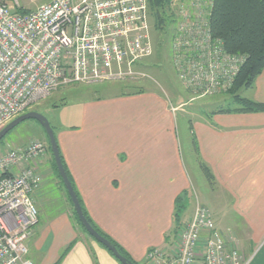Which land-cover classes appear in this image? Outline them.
I'll return each instance as SVG.
<instances>
[{
	"label": "crops",
	"instance_id": "0c3cea01",
	"mask_svg": "<svg viewBox=\"0 0 264 264\" xmlns=\"http://www.w3.org/2000/svg\"><path fill=\"white\" fill-rule=\"evenodd\" d=\"M243 94L264 103V71ZM174 108L154 91L94 96L80 105L79 123L56 135L90 217L142 264L150 249L169 247L177 197L187 191L192 200ZM213 111L194 121L191 132L215 181L234 197L240 219L230 217L234 232H226L236 237L250 264H264V112ZM38 172L42 183L34 197L39 223L29 238L27 257L34 264H120L74 221L49 149Z\"/></svg>",
	"mask_w": 264,
	"mask_h": 264
},
{
	"label": "built area",
	"instance_id": "2783aa9c",
	"mask_svg": "<svg viewBox=\"0 0 264 264\" xmlns=\"http://www.w3.org/2000/svg\"><path fill=\"white\" fill-rule=\"evenodd\" d=\"M41 1H45L39 4ZM210 0L176 7L172 56L179 80L200 97L229 92L242 58L227 53L209 29ZM148 0H0V131L29 106L64 86L128 81L154 55ZM48 145L33 140L0 149V264H34L28 241L39 223L35 193ZM233 234L216 229L197 203L169 247L146 264H250Z\"/></svg>",
	"mask_w": 264,
	"mask_h": 264
},
{
	"label": "rangeland",
	"instance_id": "374dc122",
	"mask_svg": "<svg viewBox=\"0 0 264 264\" xmlns=\"http://www.w3.org/2000/svg\"><path fill=\"white\" fill-rule=\"evenodd\" d=\"M181 1L184 0H177L175 5H178ZM44 2L41 1L39 4ZM147 22L155 52L151 58L144 61L139 71L146 73L148 76L128 81L64 86L53 92L49 97L32 104L20 115L31 111L44 115L50 121L55 135H57L61 128L67 127L72 123H79L80 105L88 98L120 95L125 86H136L144 91L161 93L167 98L171 106L176 109V124L182 155L192 184V200H189V204L183 212L181 222L184 223V220L188 216L191 218L195 205L200 203L210 211L213 220L217 221L216 229L221 233L230 235L232 234L231 232H234L233 228H231L234 218L232 220H229V218H238V212L233 208L234 197L223 191L217 181L211 182L206 177L197 158L190 127L200 117L210 115L215 108L234 106L228 99L231 95L227 94L228 92H223L218 95L200 97L197 94L189 92L179 80L173 64L172 44L175 37L176 25H169L166 32L160 31L156 28V22L151 14H148ZM38 138H43V141ZM31 140H39L48 145V138L44 128L35 120H27L12 130L0 142V149L7 150ZM57 206H60V204L58 203ZM223 210L228 212H223ZM217 223H219V226ZM228 228H231L230 230L232 231L226 232L229 230ZM83 233L93 241L89 234ZM172 238L169 246L173 242ZM238 246L246 256L239 242Z\"/></svg>",
	"mask_w": 264,
	"mask_h": 264
},
{
	"label": "trees",
	"instance_id": "16d2710c",
	"mask_svg": "<svg viewBox=\"0 0 264 264\" xmlns=\"http://www.w3.org/2000/svg\"><path fill=\"white\" fill-rule=\"evenodd\" d=\"M177 0H148V14L154 17L156 28L160 31L167 30L169 25L177 24V15L175 2ZM211 7L209 10V29L214 40L219 41L223 49L236 57L242 58L243 62L239 73L236 77L232 89L227 93L231 95L228 99L234 104L231 107L216 108L212 114L216 113H261L264 112V103L256 102L244 96L243 92L252 89L255 86L257 78L264 71V0H210ZM155 52V48H154ZM143 65V64H142ZM189 91V90H188ZM145 92L136 86H125L121 95H134ZM190 92V91H189ZM38 123V122H37ZM192 130V126L190 127ZM48 138V137H47ZM57 138V137H56ZM48 142V149L51 146ZM193 144L201 168L204 170L209 181L214 182L215 177L210 167L203 161L200 156L196 136L193 134ZM59 145V144H58ZM60 150V147H59ZM62 163L66 173L78 196L85 217L90 224L106 239H108L118 251L133 264H142L134 260L130 254L109 235L102 231L99 226L90 217L86 210L83 200L71 178L66 162L61 153ZM52 158L54 160L53 154ZM54 171L63 184L56 163L54 161ZM68 201L71 204L72 216L81 230L89 234L81 224L76 212L74 211L71 199L66 191ZM189 192H183L176 199L175 227L172 233V241L182 226V215L189 204ZM91 238L95 240L92 236ZM170 239V238H168ZM101 245V244H100ZM171 245V244H170ZM102 246V245H101ZM104 247V246H103ZM105 248V247H104ZM71 245L64 252L62 258L70 251ZM106 249V248H105ZM107 250V249H106ZM109 252V251H108ZM113 257L114 255L109 252ZM61 258V259H62ZM115 258V257H114ZM116 259V258H115ZM117 260V259H116ZM61 261V260H60ZM57 262L56 264L60 263ZM118 261V260H117ZM119 262V261H118ZM120 263V262H119ZM121 264V263H120ZM146 264V262H145Z\"/></svg>",
	"mask_w": 264,
	"mask_h": 264
},
{
	"label": "water",
	"instance_id": "95a60500",
	"mask_svg": "<svg viewBox=\"0 0 264 264\" xmlns=\"http://www.w3.org/2000/svg\"><path fill=\"white\" fill-rule=\"evenodd\" d=\"M27 120H35L38 122L45 130V133L48 137L50 146H51V152L54 157V161L56 163L57 169L59 171V174L61 176V179L63 181V184L66 188V191L71 199L74 211L76 212L81 224L86 229V231L89 233L90 236H92L96 242L104 246L109 252H111L114 257L121 263V264H133L131 263L126 257H124L118 249L104 236H102L87 220V218L84 215V212L82 210V206L80 204V201L78 199V196L74 190V187L66 173V170L64 168V165L62 163L61 154L59 150V145L57 142V138L54 132V129L51 126L50 121L42 114L38 112H27L25 114H22L12 120L9 124H7L1 131H0V142L17 126H19L21 123L27 121Z\"/></svg>",
	"mask_w": 264,
	"mask_h": 264
}]
</instances>
